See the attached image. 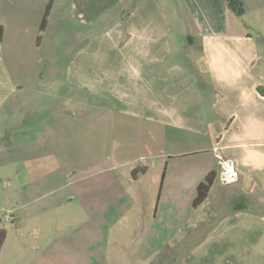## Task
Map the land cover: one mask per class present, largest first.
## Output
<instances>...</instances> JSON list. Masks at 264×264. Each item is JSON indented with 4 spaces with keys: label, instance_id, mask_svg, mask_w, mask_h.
Returning <instances> with one entry per match:
<instances>
[{
    "label": "crops",
    "instance_id": "0c3cea01",
    "mask_svg": "<svg viewBox=\"0 0 264 264\" xmlns=\"http://www.w3.org/2000/svg\"><path fill=\"white\" fill-rule=\"evenodd\" d=\"M50 1L0 0V25L4 29L0 43V140L6 135L2 125L11 119L15 121L11 138L19 154L13 165L25 167L22 179L15 183L20 195L29 196L18 207L14 221L42 217V213L30 209L35 201L31 196L44 192L51 182L30 178L34 174L29 167L35 168L32 161L37 158L32 154L45 152L53 139L68 138L69 124L78 125L85 119V108H95V101L88 104L80 93L88 89L94 94L99 89L102 65L109 75L106 82L110 103L114 95L112 100L125 106L131 98L127 92L133 88H153L148 85L149 77L141 80L140 76L153 74L162 81L161 68L174 53L172 47L166 49L164 44L176 31L154 0H53L48 27L38 43ZM240 1L244 9L242 16L231 10L229 0H179L194 28L186 36L193 74H188L181 63L168 67L170 72L174 71L173 85L188 84L190 107L193 106L189 112L179 111L178 117L194 126L203 124V129L216 140L214 149L236 162L240 179L236 182L237 201L232 200V210L219 213L228 207L230 201L225 198L218 202L217 210L209 209L210 195L200 207L193 208L198 187L207 175L216 172V179H220L217 153L213 160L192 171L182 193L185 196L182 201L191 204L192 211L184 215L180 212L181 200L169 193L168 169L161 181L144 186L141 183L142 187L133 191L141 178L148 175L147 166L93 165L87 178L56 183L62 189L72 188L58 209L76 199L81 211L95 219L99 216L112 220L102 232L100 229L93 232L96 241L77 248L66 243L53 245L47 242L44 228H18L19 252L30 260L55 259L66 264H74L75 260L76 264H245L249 251L256 250L262 255L264 92L260 89L264 90V0ZM59 6L62 23L80 26L75 40L81 46L70 52L72 63L60 70L59 79L50 77V69L38 70L37 61L32 69L11 67L8 59L30 58L33 54L37 58L36 54L42 53L50 42ZM154 13L160 18H151L150 14ZM104 17L108 18L106 30L91 31L101 25ZM236 17L243 20L242 24ZM250 17L255 19L254 23L247 21ZM135 80L137 84L133 83ZM41 95L44 100L38 104ZM27 96L30 100L24 99ZM202 107H210V118ZM40 140H43L41 144ZM42 144L47 148L37 150ZM22 167L14 168V179L23 172ZM135 171H140L136 177ZM104 175L109 177L108 181L101 178ZM138 202L148 204V209H137ZM130 213L133 217L128 216ZM124 218L121 226L125 237L118 239L113 226ZM22 231H26L29 240L21 238ZM69 235L72 233H64L67 238ZM75 249L83 254H75Z\"/></svg>",
    "mask_w": 264,
    "mask_h": 264
},
{
    "label": "rangeland",
    "instance_id": "374dc122",
    "mask_svg": "<svg viewBox=\"0 0 264 264\" xmlns=\"http://www.w3.org/2000/svg\"><path fill=\"white\" fill-rule=\"evenodd\" d=\"M154 1L164 11L176 31L169 36V41L164 44L166 49L172 47L174 53L171 58L165 61L164 68H161L163 69L162 81L156 75L145 76L146 74H143L138 79L143 80L149 77L148 85H152L153 88L147 90L133 88L131 92H127L131 94V98L125 106L113 101L114 95L111 96L110 103L107 85L109 83L106 82L109 75L107 70L104 71L105 65H102L104 67L100 70L102 72H99V89L94 94L88 89L80 93L88 104L95 101V108H85V119L79 122L78 125L69 124L70 136L68 138L53 139L50 143L52 146L49 149L44 147V144L37 147V150L47 148L43 152L44 154H32L33 157L37 156V158L32 161L35 168L29 167L34 174L30 178H45L51 182L44 192L39 191L35 196H31V199H35V201L30 209L34 213H42V217L39 216L41 218L20 221L17 219L14 221L13 216L18 215V207L28 201L29 196L20 195L15 183V180L18 182L17 180L25 174L23 165H13L14 159L19 154L18 149L14 148L13 139L11 138V130H13L12 127L16 123L11 119L2 125L6 135L4 139L0 140V150L3 152L0 153V229L6 230L7 239L0 254V264H66L60 260L55 261V259L46 262L39 259H28L24 256L25 253L19 252L20 233H18V228H44L47 233V242H51L53 245L66 243L77 248L78 245L92 244L96 241L93 232L97 229L102 232L108 226V222L112 220L99 216H97V219L93 218L90 213L79 209L81 205L76 199L69 201L62 209H58V204L67 196L68 192H72V188L62 189L56 183V181H66L67 179L87 178L93 165L103 167L116 163H129L133 164V167L147 166L148 175L144 179L141 178L142 181L134 186L133 191H136L142 185L161 181L163 172L168 169L170 176L167 185L171 197L174 194L175 197L181 200L179 207L183 215L192 211V205L187 201H182L185 197L182 193L187 188V181L192 171L213 160L212 156L218 153L214 149L216 140H214L211 132H207L206 128L203 129V124L194 126L195 124L188 123L178 117L179 111L189 112L193 109V106L190 107L188 84L182 82L173 85L174 71L170 72L168 67L174 63H181L183 67H186L188 74H193L191 61L187 57L190 44L186 36L194 31L189 14L182 9L179 0ZM60 12L61 7L58 11L56 24L52 27L49 35V38L51 37L50 42L42 53L36 54L37 58H34L33 54L30 58L8 59L7 61L11 67L24 69V66H28L32 69L35 61H37L38 65L35 66L38 70L50 69L52 72L50 77L60 78V70L69 66L68 63L71 62L70 52L81 46L75 40L80 26L77 27L76 24L72 23L67 25L62 23ZM150 15L151 18H160L156 16V13ZM106 18H102L101 25L91 28V31L95 33L104 32L107 28L108 18ZM236 18L241 20L239 22L242 24L243 20L239 17ZM248 19L247 21L252 23L255 21L253 17ZM253 34L256 36V31H253ZM40 35H43V33L40 32ZM133 83L137 84V81L135 80ZM179 95L181 96L180 99L176 100ZM24 99L30 100V97L27 96ZM174 99L176 100L175 104H173ZM38 100V104H40L44 100L43 95L39 96ZM162 101L163 107H161ZM157 103L159 104L157 105ZM69 109H73L72 111L76 113L79 111L75 108ZM161 109L164 110L163 113ZM202 110L204 114L207 112L209 117L211 114L210 107H202ZM113 116L115 117L114 120H112ZM197 126L200 127L199 130L198 128L195 129ZM215 128L219 129L220 127L215 126ZM42 142L43 140H40L39 143ZM170 156L173 158L170 159ZM168 162L170 164L169 168H167ZM17 167H22L23 172H19V175L14 179V168ZM101 178H104L105 181L109 180V177H105V175ZM236 191V183L224 184L219 178L216 179L209 194L210 203L208 208L217 210L218 202L225 198L229 199L230 202L228 207L219 213L231 211L232 205L237 201V197H234ZM232 200H234L233 204ZM136 207L140 210L141 208L147 210L148 204L143 203L141 205L138 202ZM125 210L126 207L123 208V211ZM65 213H67V216H65ZM128 216L133 217L131 213ZM125 220L126 218L120 220V224L113 226L118 231V239H124L125 237L122 234L124 228L121 226V223H125ZM67 232L72 233L68 238L64 236V233ZM22 233L21 238L25 241L29 240L26 231H22ZM110 239H113V236ZM261 251H263L262 255H259L256 250L249 251L245 264H264V249ZM74 253L83 254L77 249ZM76 263L77 260L74 264ZM69 264H72V262H69Z\"/></svg>",
    "mask_w": 264,
    "mask_h": 264
},
{
    "label": "trees",
    "instance_id": "16d2710c",
    "mask_svg": "<svg viewBox=\"0 0 264 264\" xmlns=\"http://www.w3.org/2000/svg\"><path fill=\"white\" fill-rule=\"evenodd\" d=\"M54 1H50V3L47 5L44 17L40 26V32L44 33L48 27L52 11H53ZM229 6L233 12H235L237 15L242 16L244 14L243 4L240 0H229ZM4 37V29L0 25V43L2 42ZM42 41V35L38 37V43ZM261 92H264L263 89H260ZM140 173V171H135L133 173L134 177L137 176V174ZM217 173L211 172L207 175L204 182H202L197 190V197L193 201V208L197 209L200 207L208 198L210 191L216 181ZM164 179V176H163ZM7 238V232L5 229H0V252L3 248V245Z\"/></svg>",
    "mask_w": 264,
    "mask_h": 264
},
{
    "label": "built area",
    "instance_id": "2783aa9c",
    "mask_svg": "<svg viewBox=\"0 0 264 264\" xmlns=\"http://www.w3.org/2000/svg\"><path fill=\"white\" fill-rule=\"evenodd\" d=\"M218 163L220 167V180L224 184H233L239 181L240 173L237 169L236 162L228 157L219 153V149H216ZM8 219V218H7Z\"/></svg>",
    "mask_w": 264,
    "mask_h": 264
}]
</instances>
